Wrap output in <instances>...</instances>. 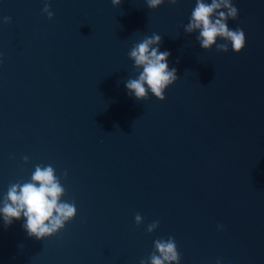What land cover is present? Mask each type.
<instances>
[{
	"label": "water",
	"instance_id": "water-1",
	"mask_svg": "<svg viewBox=\"0 0 264 264\" xmlns=\"http://www.w3.org/2000/svg\"><path fill=\"white\" fill-rule=\"evenodd\" d=\"M233 3L239 52L184 31L194 0H0V197L50 164L77 208L41 239L0 222V264H139L168 236L180 264H264V0ZM153 32L178 79L138 101L127 52Z\"/></svg>",
	"mask_w": 264,
	"mask_h": 264
},
{
	"label": "clouds",
	"instance_id": "clouds-1",
	"mask_svg": "<svg viewBox=\"0 0 264 264\" xmlns=\"http://www.w3.org/2000/svg\"><path fill=\"white\" fill-rule=\"evenodd\" d=\"M165 0H145L149 9H155ZM175 5L177 0H167ZM121 0H111L113 6ZM42 12L48 18L53 16L49 3L45 2ZM238 17V8L233 0H194V6L183 24L186 33L196 32V40L202 49L213 45L219 51L239 52L245 44V33L239 26L231 28L229 20ZM10 17L4 16L0 22L7 23ZM162 37L156 32L145 35L133 43L127 52L132 61L135 76L124 80L128 96L136 100L146 99L149 94L157 99H164L165 89L178 79L175 66L169 67L170 50H161ZM218 40L220 42H218ZM27 161L28 157H23ZM66 176L67 172L61 173ZM65 188L60 176L50 164H36L30 178L24 182L11 183L3 196L0 197V222L6 227L14 220H22V228L29 237L46 238L65 227L77 212L75 202L62 199ZM136 224L142 222L140 213L134 216ZM159 221H152L146 227L152 232ZM222 225H217L218 230ZM139 264H180V253L172 236L167 239L158 238L153 241V250L148 257L141 258ZM215 264H224L222 258H217Z\"/></svg>",
	"mask_w": 264,
	"mask_h": 264
}]
</instances>
